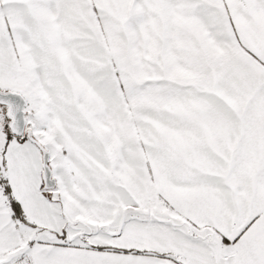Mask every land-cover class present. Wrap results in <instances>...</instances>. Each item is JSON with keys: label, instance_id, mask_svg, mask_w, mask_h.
<instances>
[{"label": "snow or ice", "instance_id": "obj_1", "mask_svg": "<svg viewBox=\"0 0 264 264\" xmlns=\"http://www.w3.org/2000/svg\"><path fill=\"white\" fill-rule=\"evenodd\" d=\"M0 264H264V0H0Z\"/></svg>", "mask_w": 264, "mask_h": 264}]
</instances>
